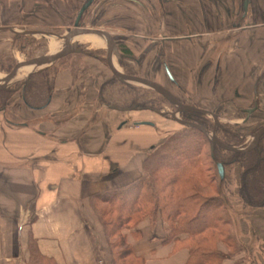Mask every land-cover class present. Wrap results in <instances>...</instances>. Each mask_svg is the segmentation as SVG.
I'll return each instance as SVG.
<instances>
[{
  "label": "crops",
  "instance_id": "1",
  "mask_svg": "<svg viewBox=\"0 0 264 264\" xmlns=\"http://www.w3.org/2000/svg\"><path fill=\"white\" fill-rule=\"evenodd\" d=\"M86 1L0 0V53L13 44L11 29L75 24ZM86 12L95 17L93 27L120 34L124 47L133 51L144 46L138 58L142 63L147 57L141 75L172 92L167 70L177 85L188 87L196 66L205 65L204 79L208 73L211 79L220 76L223 83L231 82L232 96H251L253 86L240 92L238 81L252 74H244L241 66L248 69L254 63L255 48L263 42L264 0H94ZM99 61L88 56L55 70L36 71L33 81L47 77L49 84L42 95L31 90L33 106L20 87L0 109V264H27L32 238L57 264L109 260L93 197L138 179L147 153L167 136L158 142V125L176 129L153 110H127L117 98L108 100L105 92L113 74ZM214 63L218 66L213 70ZM258 104L264 102L242 111L259 109ZM144 121L152 125L137 124ZM244 211L242 230L250 235L251 227L255 229L264 255V208L248 206ZM134 224L122 232L141 264L188 263L189 235L180 242L168 241L161 215L154 227L148 218Z\"/></svg>",
  "mask_w": 264,
  "mask_h": 264
},
{
  "label": "trees",
  "instance_id": "2",
  "mask_svg": "<svg viewBox=\"0 0 264 264\" xmlns=\"http://www.w3.org/2000/svg\"><path fill=\"white\" fill-rule=\"evenodd\" d=\"M123 49L124 52L131 53L127 47ZM89 54L93 55L94 52ZM38 73L32 74L28 81L21 83L26 90L25 97L29 106H33V102L29 98L31 90L35 96L42 95L43 90L49 84L47 77H37L33 81V77ZM126 87L135 95L130 102L133 106L139 102L138 99L142 98L145 92L143 90L138 92V89L128 85ZM14 92L0 90L1 110L7 107V103ZM155 94L167 102L162 95L156 92ZM144 100L149 104L155 101L153 99L148 101L143 98V102H145ZM188 115L189 118L186 119L205 125L208 129L214 125L207 116L193 113H188ZM219 132L221 140L228 145L239 146L242 142L240 135L232 132V128L229 126L220 125ZM207 143H210V139L203 131L195 127L183 126V129L168 134L160 144L147 153L143 161V172L138 179L125 187L114 188L98 193L93 197V204L101 218L107 236L112 264H127L128 257L137 259L133 247L127 242L122 232L123 228L131 229L136 226L135 222L144 218H148L154 227L159 215L164 220L168 241L180 242L185 235H189L187 246L190 251V258L187 264H220L225 254L204 248L207 247L204 243L193 244L191 240L194 236L205 233V236L212 239L223 236V242H228L230 231L226 230L225 226L232 223L228 208L224 205V201L218 204L216 200L205 199L197 187L183 185L188 181V177L186 178L187 169L194 168L198 163L203 162L205 158L204 147ZM263 144L264 135L258 147L246 153L227 151L219 146H215L212 153L211 148V159L213 158L217 163L218 161L222 162L225 169L232 166L241 168L239 193L243 202L252 208H264V185L259 188H255L253 185L256 179H259L262 184L264 183V147L261 146ZM174 164H178L180 170L176 171L177 174L169 179L166 174ZM221 181L224 185L229 184L227 172ZM177 185L183 187L180 193L176 195L173 190ZM194 185L196 186V184ZM208 205L215 209L210 220L206 217L209 211ZM205 227L210 228L208 229L210 232H206ZM226 236H229V239ZM30 250L27 264H57L53 258L44 255L39 250L33 238L31 239Z\"/></svg>",
  "mask_w": 264,
  "mask_h": 264
},
{
  "label": "rangeland",
  "instance_id": "3",
  "mask_svg": "<svg viewBox=\"0 0 264 264\" xmlns=\"http://www.w3.org/2000/svg\"><path fill=\"white\" fill-rule=\"evenodd\" d=\"M95 17L90 16L88 12L85 13L81 20V25L84 27H93L91 21H94ZM74 22L72 21L69 25L66 27H57V26H43L40 27L41 29H37L39 31L43 32H59L64 33L68 28H73ZM30 29V27H28ZM93 28H96L95 26ZM17 30L24 29V27L18 26L15 28ZM27 30V29H26ZM117 33H113L114 36L118 37L116 35ZM156 36H151V38H154ZM13 44H10L7 48L1 49L4 50L0 53V73L2 74V78L6 74L8 68L11 70L14 65H16L19 61H25L30 58L34 57H40L43 55H46L48 53H51L49 48V40L48 38L44 37H38L35 35H15L13 36ZM50 39V38H49ZM258 35L256 36V40H258ZM61 44L64 43L63 40L60 41ZM80 48L82 49L79 53H73L69 54L66 57H64L62 60H58L48 66L42 67V68H35L34 71H45L46 69H57V65H64L69 64L68 61L74 62V60L82 61L83 59L88 58V56L96 57L98 58L102 64L106 66L105 63V49L100 46H96L92 44L89 41H83L79 43ZM258 45V42L256 43ZM260 46H257L255 48V61L252 63L249 68L247 69V65L241 66L242 72L246 74L248 70H251L250 72L252 74L247 73V78L242 79L238 81L239 85V91L241 90H247L250 89L252 86V93L251 96H248L244 98L238 97L237 95L232 96L231 94V82H226L223 79L217 77L210 78V73H208L207 79H204L203 73L201 75V70L204 69L205 65H197L196 66V53H192L193 61L195 62L194 66L197 67V71L194 72V74H191L192 76V84L190 86L185 87L182 84H170L169 81H167V84L173 92L178 95L180 98H182L184 101L189 102L190 104H194L197 106H201L203 108H208L210 111L214 112L218 116L219 125L226 126L232 128V132L237 133L240 135V139H242V142H240V145L237 147H245L251 140L252 135L255 133L257 129H259L262 125H264V105H259V110L253 112L250 116V120L246 122L244 119L247 116L246 112H243V108H250L252 107V104H255L256 102L262 101L264 102V38L263 42L259 44ZM144 47V46H143ZM143 47H139L138 49H134L133 51L130 50V56L127 60L129 62H124V65L122 63H119L116 57H114L115 62L117 66L122 69L126 73H132V74H142L143 68L146 66L147 63V57H143L144 62H139V53L141 56ZM215 50V49H213ZM145 50H143L144 52ZM90 52H94V54H89ZM149 59V58H148ZM157 60V59H156ZM131 61V62H130ZM163 61V58H162ZM153 62H155V57L152 58L148 65H151ZM161 66V65H160ZM216 63H214L213 70L216 68ZM246 68V69H245ZM21 70V69H20ZM19 70V71H20ZM33 71V72H34ZM240 72V73H242ZM111 75V74H110ZM28 75L27 73L23 75L22 77L14 78L13 81L10 84V87L13 88L15 91L21 87V83L25 81ZM170 78H173L172 76ZM201 78V79H198ZM116 84H112L110 88H108V92H105L107 96H109L108 100H113L117 98V101L122 104L121 106H125V109H135L138 111H150L151 109L146 108L143 109L145 106L144 104L140 106H132L130 102L134 99V93L131 92L129 88L126 86H122V90L118 89V86L120 82L118 80H115ZM114 82V83H115ZM166 82V81H165ZM118 85V86H117ZM125 85V84H124ZM128 86L138 89V92L144 91V98H146L148 101L151 99L157 101L154 103L152 107H155L156 109L162 108L165 110L170 109L169 103H167L164 99L159 98L155 94V91L138 85V84H128ZM234 86V85H233ZM19 87V88H18ZM230 87V88H229ZM221 88V89H220ZM234 88V87H233ZM126 90V92L124 91ZM121 92V93H120ZM262 94V95H260ZM124 95V96H123ZM125 97V98H124ZM250 99L248 100L247 98ZM127 98V99H126ZM122 99L124 102H122ZM152 105V104H150ZM113 108V105H110ZM118 106V105H117ZM142 106V107H141ZM180 117H182L180 114H178ZM133 117V116H131ZM163 120V123H174L176 129L171 130V126H162L158 125V128H161L162 132L160 133V137L158 139V142L162 140V137L164 135L170 134L171 132L178 131L183 129V125L178 123L176 120H174L171 116L166 117L164 115L160 116ZM208 119H210L213 122V127L209 128V130L214 129L215 127V119L213 116L208 115ZM238 121V122H237ZM133 122V120L130 118L129 121ZM162 123V122H161ZM164 125V124H163ZM166 128V129H164ZM156 129V128H155ZM165 131V132H163ZM231 132V133H232ZM217 135L221 139V134L219 132V129H217ZM264 147V144L261 145ZM205 149V158L203 162L198 163L196 167L194 168H188L187 169V176L188 181L186 183H181L185 185L186 187L193 185L194 187H197L198 190H200L203 194V197L208 200H216L218 201V204L223 202L224 205L228 208V211L231 215V225L225 226L226 230L230 231V239L228 237V242H223V236H219L217 239H212L211 237H207L203 234H198L194 236L191 240V243L198 244L204 243L207 247L215 250L217 253L220 252L222 254H225V256L220 261V264H264V255L260 253L262 251V241H258L255 238V232L254 228L251 227L252 233L250 235L244 234V230H242L241 226V216H245V208L248 207L242 200L241 195L239 193L240 190V174H241V168L239 166H232L226 168V172L228 174L229 178V184H223L220 179L219 173H218V167H217V161H214L213 158L211 159V146L210 143H207L204 147ZM191 156V155H189ZM219 162V161H218ZM180 170L178 164H174L171 167V170L168 171L166 174V177L171 179L173 175H176L177 172ZM260 180L256 179L253 183L255 188H259L260 186L264 185L262 184ZM262 181V180H261ZM264 181V180H263ZM196 184V186L194 185ZM182 185L179 187L171 188L174 189L176 195L180 193L182 189ZM209 209L208 213L206 214V217L208 220L212 219V212L215 213L214 207L211 205H208L207 207ZM251 209H258V208H252ZM165 227V224H164ZM247 228V227H245ZM205 229H207L205 227ZM210 229V228H208ZM207 229L206 232H210ZM208 234V233H207ZM195 235V234H194ZM242 235H246V238H244ZM225 236V235H224ZM220 241V243H219ZM222 241V242H221ZM261 243V244H260ZM219 244V245H218ZM218 245V247H217ZM229 245V246H228ZM118 251V249H116ZM111 253V252H110ZM239 255V256H238ZM109 260H104L103 264H112V257L109 255ZM111 258V259H110ZM127 264H141V260L133 259L131 257L127 258Z\"/></svg>",
  "mask_w": 264,
  "mask_h": 264
},
{
  "label": "water",
  "instance_id": "4",
  "mask_svg": "<svg viewBox=\"0 0 264 264\" xmlns=\"http://www.w3.org/2000/svg\"><path fill=\"white\" fill-rule=\"evenodd\" d=\"M94 2V0H88L86 3L82 6L76 20L73 28H68L64 33L59 32H43V31H37V30H22V29H11L12 34L15 35H35L40 36L44 38H54L57 42L60 43L61 40L64 41V45L62 44V47H59L60 49L55 53H48L46 55L40 56V57H34L30 58L25 61H19L14 67L4 75V77L0 80V90L4 91H10L12 90L10 88V84L13 81V79L17 76L19 70L26 66V65H32L35 68H42L45 66H48L54 62H56L58 59L65 57L69 54L73 53H79L81 52L80 44L77 41H73L75 37L80 35H93L96 37H99L105 41V58L107 62V66L111 70L113 76L120 82L125 84H138L147 88H150L160 95H162L164 98H166L171 104L175 105L177 107V110L172 113L173 118L180 124L184 126H191L195 127L201 131H203L210 139V144L212 148V153L214 152L215 146H219L224 150L227 151H233L238 153H246L249 151H252L256 149L260 143V140L262 136L264 135V125L260 127L259 130H257L252 135V140L246 145L245 147H236L231 146L223 142L217 135V129L219 126L218 116L214 112L203 109L201 107H197L194 105L183 103L181 100H179L167 87L163 86L162 84L151 80L147 77H144L142 75L138 74H130L124 72L122 69H120L115 63H114V57L118 60L119 63H122L123 61V54L121 53L118 44L115 40V36L109 32L98 28L93 27H84L82 26L81 19L83 18L85 12L89 8V6ZM245 6H247V1H245ZM170 74L169 70H167ZM33 72H30L28 74V78L31 76ZM171 76V74H170ZM256 107H253L251 109H248L247 116L244 119L247 121L250 117V115L256 111ZM184 111H191V112H199L204 113L207 115H211L215 119V127L212 130H209L200 124L184 120L177 116L180 112ZM138 124L142 125H152L151 122L144 121L139 122ZM218 167V173L220 176V179H223L225 177V165L222 162L217 163Z\"/></svg>",
  "mask_w": 264,
  "mask_h": 264
},
{
  "label": "flooded vegetation",
  "instance_id": "5",
  "mask_svg": "<svg viewBox=\"0 0 264 264\" xmlns=\"http://www.w3.org/2000/svg\"><path fill=\"white\" fill-rule=\"evenodd\" d=\"M115 40H116V42H117V44H118V47H119V49H120V51H121V53L123 54V61H122V64L124 65V62H126L127 61V59H128V57L130 56V54H128V53H126V52H124L123 50V48H125L121 43H120V40H119V38L118 37H116L115 36ZM81 51H82V49H81ZM95 57V56H94ZM96 58V57H95ZM105 63L107 64V62H106V58H105ZM115 80H117V79H115L114 77L113 78H111V80L109 81V83H112V84H114V82H115ZM170 80L173 82V83H176L177 84V82H176V80H175V78L173 77V78H170ZM116 83V82H115ZM120 85H121V87L122 86H126V84L124 85V84H122V83H120ZM170 90V89H169ZM124 91L126 92V90L124 89ZM171 91V90H170ZM172 92V91H171ZM173 93V92H172ZM159 94V93H158ZM174 94V93H173ZM175 95V94H174ZM179 100H181L183 103H186V104H190L189 102H186V101H184L182 98H180L179 96H177V95H175ZM143 96H142V98L140 97L138 100H139V102L137 103V104H135V105H133V106H140V105H142V104H144L145 106H143L144 108L143 109H146V108H149V109H151V110H153V111H155V112H157V113H159V114H161V115H164V116H166V117H169V116H171L172 118H173V116H172V113L173 112H175L176 110H177V107L175 106V105H173V104H171L166 98V100H167V103H169V105L171 106L170 107V109L169 110H165V109H162V108H158V109H156L155 107H152L153 105H154V103H156V105L158 104L157 103V101H154V102H152V103H150V104H152V105H150L148 102H146L145 100V102H143ZM144 99H146V98H144ZM147 103V104H146ZM190 105H193V104H190ZM194 106H197V105H194ZM132 107V106H131ZM142 107V106H141ZM197 107H199V106H197ZM188 113H193V114H199V115H203V116H208L207 114H204V113H199V112H191V111H184V112H180L179 114L182 116V117H180L178 114H177V116H179L180 118H182V119H184V120H188V119H186V118H189V115H188ZM174 119V118H173ZM250 119V118H249ZM175 120V119H174ZM189 121H191V120H189ZM197 123V122H196ZM199 124V123H198ZM201 125V124H200ZM201 126H203V125H201ZM203 127H205V128H207L208 129V127H206L205 125L203 126ZM218 129H220V125L218 126Z\"/></svg>",
  "mask_w": 264,
  "mask_h": 264
},
{
  "label": "bare ground",
  "instance_id": "6",
  "mask_svg": "<svg viewBox=\"0 0 264 264\" xmlns=\"http://www.w3.org/2000/svg\"><path fill=\"white\" fill-rule=\"evenodd\" d=\"M73 41H77L78 43H81L83 41H89L96 46H100V47L105 46V41L103 39L96 37V36H93V35H80V36L75 37ZM59 47H62L61 43L57 42L54 38L49 39V48H50L51 53L57 52L60 49ZM114 63L116 64L115 59H114ZM34 70H35L34 66L26 65V66L21 68V70L18 72L16 78L22 77L26 73L28 75L30 72H32ZM1 78H2V76H0V79Z\"/></svg>",
  "mask_w": 264,
  "mask_h": 264
}]
</instances>
